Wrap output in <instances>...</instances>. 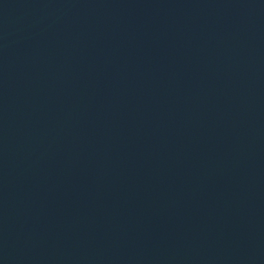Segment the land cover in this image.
<instances>
[{"label": "water", "instance_id": "water-1", "mask_svg": "<svg viewBox=\"0 0 264 264\" xmlns=\"http://www.w3.org/2000/svg\"><path fill=\"white\" fill-rule=\"evenodd\" d=\"M0 264H264V0H0Z\"/></svg>", "mask_w": 264, "mask_h": 264}]
</instances>
